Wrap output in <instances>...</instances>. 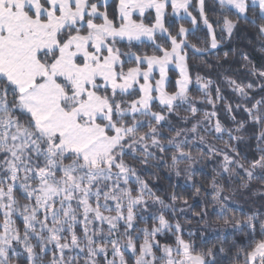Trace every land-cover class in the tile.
<instances>
[{"label":"snow or ice","instance_id":"6c2138e0","mask_svg":"<svg viewBox=\"0 0 264 264\" xmlns=\"http://www.w3.org/2000/svg\"><path fill=\"white\" fill-rule=\"evenodd\" d=\"M218 3L246 22L264 21V0ZM109 6V0H0V264H101L100 258L103 264H129L126 252L131 264H218L215 246L197 250L185 240L181 224L165 215L176 212L174 203L157 196L126 158L147 164L164 160L157 153L174 148L171 168L179 177L178 162L187 160L183 171L191 180L198 158L185 148L189 133L205 143L199 135L201 121L177 130L166 142L160 125L166 113L183 104L195 119L199 109L189 96L187 49H216V27L231 36L237 23L225 15L214 26L205 0L195 5L193 0H117L111 15ZM174 18L190 27H177ZM201 23L207 48L188 40ZM257 27L264 36V23ZM125 41L127 51L120 46ZM145 42H151V53L132 50ZM170 65L178 69L174 91L167 87ZM249 71L264 82V68L252 66ZM196 83L215 109L212 82L197 76ZM229 84L241 97L254 99L252 83L230 79ZM216 92V100L222 99L219 88ZM154 103L159 111L153 110ZM243 110L260 128L257 154L241 156L227 142L232 154L207 148L211 155L222 156L221 170L229 177H246L247 187L254 179L264 182V97ZM215 116L214 110L204 112L202 119L211 124L205 132L217 138L227 132L230 140L240 139L218 119L212 124ZM212 187L216 215L245 237L231 264H264V220L255 214L243 220L227 216L230 197L215 178ZM170 198L178 199L175 193ZM150 205L160 207L150 213L154 223L147 226ZM17 214L22 229L14 219ZM197 215L203 218L207 211ZM162 233H170L174 241L161 244L157 236Z\"/></svg>","mask_w":264,"mask_h":264},{"label":"trees","instance_id":"16d2710c","mask_svg":"<svg viewBox=\"0 0 264 264\" xmlns=\"http://www.w3.org/2000/svg\"><path fill=\"white\" fill-rule=\"evenodd\" d=\"M115 2L117 0H109L108 11L110 15L114 10L113 5ZM193 4H196V0H193ZM205 11L214 26L217 17L221 18L222 23V18L225 15L236 21L237 26L231 36L226 33L221 34L220 28L216 27L217 38L220 41L216 49L205 52H194L192 49H187L189 72L192 78V83L189 85V96L196 99L195 106L199 111L195 119H193L189 105L183 104L177 107L173 113H166L167 119L161 122L160 125V131L163 133L161 139L166 142L167 139L175 135L177 130L190 129L197 120L201 121L199 135L204 136L205 143L201 144L198 136L189 133L188 144L185 148L186 151H191L192 155L198 158L197 162L192 166L191 180L188 179V175L183 171L189 163L187 160L182 159L178 162L181 170L179 177L176 176L175 170L171 168V154L175 151L174 148H169L163 154L157 153L158 156L163 155L164 160H150L147 164H141L138 160H133L131 157L126 159L137 168L138 175L148 182L149 187L152 188L157 196H160L166 204L174 203L176 212L173 213L168 210L165 215L171 223L174 224L178 221L181 224L184 239L191 240L197 250L215 246L218 264H231L232 253L236 247L245 242V237L242 232L235 231L231 226L225 227L223 219L216 215L214 209L217 207V202L213 199V178H215L217 185L224 188V195L230 197L226 215L235 216L242 220L246 216L253 214L258 219L264 220V182L254 179L249 182L247 187H244L243 184L247 178L244 177L242 180L235 176L229 177L228 173H224L221 170L222 156L211 155L207 145L229 151V154H232L229 149L225 148V142H227L241 156L247 155L251 159L257 154L258 142L255 137L259 133L260 128L252 124L243 108L244 106L251 107L256 100L264 97V91L260 90V84L264 82L253 76L249 71L252 66L257 69L264 68V36L259 34L257 27L258 24L264 23V21L257 19L256 24H252L239 19L234 14V10L228 11L226 7L220 6L217 0H205ZM193 15H198V13L193 11ZM249 15H252L251 10ZM174 20L177 27L181 23L185 27H190L186 20L179 18H174ZM145 22L148 23L149 21L146 20ZM205 31L201 23L200 29L194 35L190 34L188 36L189 42L199 48H207L208 45L202 42ZM221 35L223 39H221ZM160 42L163 43L164 41L161 40ZM137 43L139 42H133L134 45ZM126 45V41L120 45L123 51H127ZM132 50L151 53V42H145L139 49L133 47ZM245 56L247 59H245ZM169 76L170 80L167 87L169 91H174V82L177 74L171 70L169 71ZM197 76L212 82L209 86V92L215 101V109H213L211 104L207 103L205 93L200 90L199 85L196 83ZM230 79L241 84L252 83L253 88L250 95L254 99L249 100L246 97H241L229 84ZM217 88H219L220 96L222 97L219 100H216ZM237 104L241 105V108L237 109L235 107ZM229 105L232 106L231 111L228 109ZM153 110H160L155 103ZM213 110L216 112V116L212 118L211 123L214 124L218 119L224 128L232 130V134L240 139L230 140L227 132L224 133L222 138H217L218 134L204 131V128L211 127V124L202 119L203 114ZM184 117L188 119L185 120L183 119ZM241 122H244L242 128H240ZM153 123L155 122L153 121ZM237 128H240V130L236 131ZM146 130V128L140 129L141 132ZM180 139H184V137L181 136ZM241 175L243 176V173ZM197 188L200 189L198 195L196 194ZM173 193L178 197L175 202L170 198ZM16 195L21 203L25 202L21 193L17 192ZM184 200L187 201V204L183 203ZM159 207V205L149 206V213L145 214L147 226H151L154 223L150 213H156ZM181 209L183 210L182 212L180 211ZM205 210L207 211V216L201 218L200 215H197ZM14 219L17 226L22 229L21 218L16 216ZM144 226L145 223L141 222L140 227ZM106 228L107 226L105 225V230ZM258 228L259 225L257 224ZM244 231L246 232L247 229L245 228ZM189 233H191V236H189ZM157 239L161 244L174 241V237L170 233L159 234ZM221 247L225 249L224 252H219ZM130 257L131 253L126 252L125 258L129 260V264H131ZM109 259H111L110 253ZM100 260L101 264H103L102 258ZM19 264H24V262L21 260Z\"/></svg>","mask_w":264,"mask_h":264},{"label":"rangeland","instance_id":"374dc122","mask_svg":"<svg viewBox=\"0 0 264 264\" xmlns=\"http://www.w3.org/2000/svg\"><path fill=\"white\" fill-rule=\"evenodd\" d=\"M171 70L174 71V72L177 74V77H178V69H176L174 65H170V66H169V71H171ZM177 77H176V78H177ZM156 78H157V79L159 78V77H158V73H157V75H156ZM169 78H170V76H169ZM199 156H200V155H199ZM200 157H201V156H200ZM17 216H19V215L17 214Z\"/></svg>","mask_w":264,"mask_h":264},{"label":"crops","instance_id":"0c3cea01","mask_svg":"<svg viewBox=\"0 0 264 264\" xmlns=\"http://www.w3.org/2000/svg\"><path fill=\"white\" fill-rule=\"evenodd\" d=\"M218 1V0H217ZM196 2H197V0H196ZM234 10V9H233ZM235 11V10H234Z\"/></svg>","mask_w":264,"mask_h":264}]
</instances>
